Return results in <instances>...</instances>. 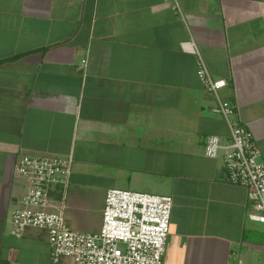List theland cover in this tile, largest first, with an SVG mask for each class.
<instances>
[{
    "label": "crops",
    "instance_id": "1",
    "mask_svg": "<svg viewBox=\"0 0 264 264\" xmlns=\"http://www.w3.org/2000/svg\"><path fill=\"white\" fill-rule=\"evenodd\" d=\"M175 1L0 0L3 263L51 264L45 232L10 235L28 188L17 161L72 156L75 229L84 188L102 193L100 220L108 190L169 196L163 264H264V226L247 218L246 190L203 155L207 137H230L189 51L226 82L221 97L264 161V0Z\"/></svg>",
    "mask_w": 264,
    "mask_h": 264
},
{
    "label": "built area",
    "instance_id": "2",
    "mask_svg": "<svg viewBox=\"0 0 264 264\" xmlns=\"http://www.w3.org/2000/svg\"><path fill=\"white\" fill-rule=\"evenodd\" d=\"M174 7L177 8L176 1ZM193 44H191L192 46ZM185 49V46H183ZM196 75L213 97L214 112L225 121L230 141L207 137L203 155L220 159L229 184L243 187L253 210L250 221L264 226V161L251 131L236 120L235 107L221 97L227 84L211 77L195 48ZM15 174L28 185L10 215V235L28 229L46 233L51 264H163L169 234L172 198L111 189L104 197L101 225L95 233L73 231L67 224L66 199L73 170L72 156L21 157ZM0 264H6L0 261ZM236 264H245L238 259Z\"/></svg>",
    "mask_w": 264,
    "mask_h": 264
},
{
    "label": "rangeland",
    "instance_id": "3",
    "mask_svg": "<svg viewBox=\"0 0 264 264\" xmlns=\"http://www.w3.org/2000/svg\"><path fill=\"white\" fill-rule=\"evenodd\" d=\"M91 184V183H88ZM95 184L100 185V186H105V181L102 182H95ZM69 189V187H68ZM84 192V196L86 197V202L87 203V208L85 209L84 213L82 214L81 212H79V219L77 220V225L79 224L80 226H82L84 229L82 230H77L74 227V224L70 221L67 220V213H65V218L67 221L68 226L76 232H80V233H93L95 231V228L97 226L100 227V207L101 203L100 201L102 200V193L98 190H93V189H86L84 188L83 190ZM68 196V191H67V195ZM66 204H67V199H66ZM67 212V211H66Z\"/></svg>",
    "mask_w": 264,
    "mask_h": 264
}]
</instances>
